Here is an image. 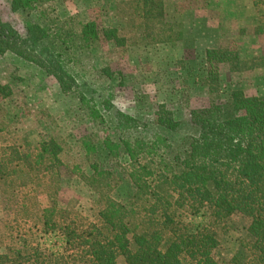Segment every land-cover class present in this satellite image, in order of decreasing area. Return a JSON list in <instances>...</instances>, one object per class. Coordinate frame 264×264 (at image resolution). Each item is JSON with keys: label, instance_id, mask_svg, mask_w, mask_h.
I'll use <instances>...</instances> for the list:
<instances>
[{"label": "trees", "instance_id": "obj_1", "mask_svg": "<svg viewBox=\"0 0 264 264\" xmlns=\"http://www.w3.org/2000/svg\"><path fill=\"white\" fill-rule=\"evenodd\" d=\"M54 2L10 0L11 11L26 13L25 35L0 17V54L37 65L76 97L86 132L75 140L50 129L33 141L32 127L3 119L12 90L0 84V264H264V95L246 91L264 72V50L248 58L235 46L205 50L192 90L206 103L185 100L190 130L176 142L161 132L180 124L165 104H155L153 123L114 107V72L102 61L105 45L184 44L163 1H122L105 27L60 17ZM252 5L249 26L264 38V0ZM220 66L235 79L224 83ZM124 158L133 186L126 204L112 195L120 182L112 165ZM65 173L95 194L87 210L80 191L61 207ZM237 227L245 233L238 251L218 259L222 236ZM45 234L63 238L61 252L38 242Z\"/></svg>", "mask_w": 264, "mask_h": 264}, {"label": "rangeland", "instance_id": "obj_2", "mask_svg": "<svg viewBox=\"0 0 264 264\" xmlns=\"http://www.w3.org/2000/svg\"><path fill=\"white\" fill-rule=\"evenodd\" d=\"M122 1L125 0H55L54 7L60 17L78 15L84 21L93 20L105 27L115 25L112 18L116 5ZM162 1L166 6V20L182 25L185 43L130 48L105 45L102 61L114 72L109 83L114 107L139 121L153 123L155 104H165L180 124L175 131L162 128L161 132L180 142L190 130L189 109L185 100L190 98L188 107H200L206 103L205 98L196 97L192 90L194 82L207 68L205 50L235 46L242 58H248L264 50V38L255 37L248 23V19L255 14L252 0ZM0 17L25 35L26 13L11 11L10 0H0ZM219 68L224 83L235 79L225 66ZM0 84H8L12 90L3 119L15 128L32 127L35 131L33 141L39 139L37 132L40 135L50 129L63 139L76 140L86 132L76 113V97L63 94L57 81L37 65L12 53L0 54ZM83 90L86 95H91L90 85L86 84ZM246 91L249 95H264V72ZM127 163V158H124L112 165L120 181L112 195L125 204L133 191L124 169ZM78 191L82 195L79 206L85 211L95 194L74 176L65 173L59 195L61 207H65ZM39 202L45 207L46 197L41 196ZM3 207L0 197V218H6ZM7 214L9 219L14 218L13 213ZM244 234L237 227L223 235L215 256L218 259L231 258L238 251ZM38 242L53 252H61L64 246L63 238L55 234L41 235ZM3 252L0 247V253Z\"/></svg>", "mask_w": 264, "mask_h": 264}]
</instances>
